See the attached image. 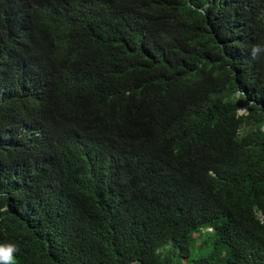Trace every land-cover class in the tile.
Returning a JSON list of instances; mask_svg holds the SVG:
<instances>
[{
  "label": "trees",
  "instance_id": "trees-1",
  "mask_svg": "<svg viewBox=\"0 0 264 264\" xmlns=\"http://www.w3.org/2000/svg\"><path fill=\"white\" fill-rule=\"evenodd\" d=\"M257 44L264 0H0L14 264H264Z\"/></svg>",
  "mask_w": 264,
  "mask_h": 264
},
{
  "label": "clouds",
  "instance_id": "clouds-1",
  "mask_svg": "<svg viewBox=\"0 0 264 264\" xmlns=\"http://www.w3.org/2000/svg\"><path fill=\"white\" fill-rule=\"evenodd\" d=\"M264 51L260 45H253L251 54L255 58L258 52ZM16 248L13 244H0V264H14V253Z\"/></svg>",
  "mask_w": 264,
  "mask_h": 264
},
{
  "label": "rangeland",
  "instance_id": "rangeland-1",
  "mask_svg": "<svg viewBox=\"0 0 264 264\" xmlns=\"http://www.w3.org/2000/svg\"><path fill=\"white\" fill-rule=\"evenodd\" d=\"M247 107V106H246ZM243 112V111H242ZM196 235H198V234H196ZM172 249V247L171 246H169L168 248H166V250H171Z\"/></svg>",
  "mask_w": 264,
  "mask_h": 264
},
{
  "label": "water",
  "instance_id": "water-1",
  "mask_svg": "<svg viewBox=\"0 0 264 264\" xmlns=\"http://www.w3.org/2000/svg\"><path fill=\"white\" fill-rule=\"evenodd\" d=\"M246 109V106L245 107H243V109L241 110V111H244Z\"/></svg>",
  "mask_w": 264,
  "mask_h": 264
}]
</instances>
